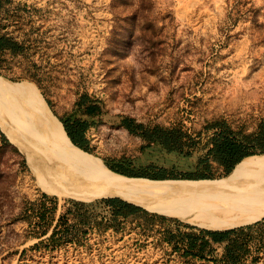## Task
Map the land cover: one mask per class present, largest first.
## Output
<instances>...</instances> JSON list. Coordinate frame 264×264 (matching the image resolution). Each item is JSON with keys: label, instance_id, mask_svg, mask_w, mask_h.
Here are the masks:
<instances>
[{"label": "rangeland", "instance_id": "rangeland-1", "mask_svg": "<svg viewBox=\"0 0 264 264\" xmlns=\"http://www.w3.org/2000/svg\"><path fill=\"white\" fill-rule=\"evenodd\" d=\"M19 1L47 11L45 22H38L52 46L47 95L33 82L0 77L36 86L59 121L82 115L75 107L78 93L101 100L102 121L87 137L91 154L104 164L143 156L142 139L122 126L125 117L192 134L219 119L250 133L264 119V0ZM3 113L0 264H217L176 252L166 239L170 221L132 218L118 232L94 226L75 242L41 243L53 229L42 239L31 236L28 222L14 220L27 202L55 196L36 187L19 147L27 139L21 130L24 122L32 123L30 112ZM150 160L168 167L176 158L151 154L145 161ZM56 198L54 226L67 201L81 202ZM257 264H264V256Z\"/></svg>", "mask_w": 264, "mask_h": 264}, {"label": "trees", "instance_id": "trees-1", "mask_svg": "<svg viewBox=\"0 0 264 264\" xmlns=\"http://www.w3.org/2000/svg\"><path fill=\"white\" fill-rule=\"evenodd\" d=\"M47 11L19 0H0V75L13 82L30 81L46 94L45 85L51 80L48 70L51 44L43 33ZM47 103L51 106L50 100ZM75 107L82 115L60 119L71 142L91 154L88 131L102 121L103 102L88 92L77 94ZM130 134L142 139L143 156L138 159L104 160L114 173L128 178L151 180H215L227 177L244 159L264 155V119L254 131L236 129L224 119L208 122L199 132L191 133L184 127L149 126L125 117L122 121ZM8 144L4 136L1 137ZM151 154L174 156L170 166L153 160ZM221 171V172H220ZM96 201V200H95ZM58 198L43 195L35 202H27L14 221L28 222L31 236L41 243L75 242L88 229L116 232L130 219L170 221L166 239L176 252L186 259L212 261L217 264H257L264 256V218L251 225L223 231H211L192 226L177 219H167L142 207L119 199H104L93 203L67 201L69 208L59 217ZM102 208V212H98ZM222 252L218 255V250Z\"/></svg>", "mask_w": 264, "mask_h": 264}, {"label": "bare ground", "instance_id": "bare-ground-1", "mask_svg": "<svg viewBox=\"0 0 264 264\" xmlns=\"http://www.w3.org/2000/svg\"><path fill=\"white\" fill-rule=\"evenodd\" d=\"M19 108H27L32 120L22 125L27 139L19 147L36 187L49 195L85 203L119 197L151 213L211 231L251 225L264 218V155L244 159L219 180L129 179L77 148L36 86L0 77V114L10 115Z\"/></svg>", "mask_w": 264, "mask_h": 264}, {"label": "water", "instance_id": "water-1", "mask_svg": "<svg viewBox=\"0 0 264 264\" xmlns=\"http://www.w3.org/2000/svg\"><path fill=\"white\" fill-rule=\"evenodd\" d=\"M232 173V172H231ZM230 173V174H231ZM229 174V175H230ZM228 175V176H229ZM122 176V175H121ZM125 177V176H124ZM126 178H128V177H126ZM129 179H135V178H129ZM136 179H144V178H136ZM220 179H222V178H220ZM146 180H150V181H160V182H165V181H175V182H177V181H191V180H151V179H146ZM215 180H219V179H215ZM199 181H205V180H199ZM206 181H209V180H206ZM102 199H120V200H122V201H125V202H127L126 200H123L122 198H119V197H113V198H102ZM127 203H130V202H127ZM130 204H132V203H130ZM133 205H135V204H133ZM137 206V205H136ZM140 207V206H139Z\"/></svg>", "mask_w": 264, "mask_h": 264}]
</instances>
